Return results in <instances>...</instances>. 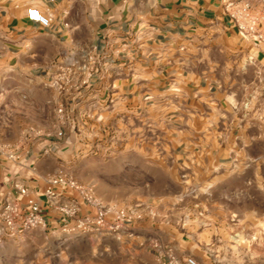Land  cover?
Here are the masks:
<instances>
[{"label":"crops","instance_id":"crops-1","mask_svg":"<svg viewBox=\"0 0 264 264\" xmlns=\"http://www.w3.org/2000/svg\"><path fill=\"white\" fill-rule=\"evenodd\" d=\"M224 3L0 0V145L20 156L10 161L0 155V206L5 199L25 202L15 189L19 185L37 193L49 224L56 220L43 195L47 173L41 169L52 159L39 160L35 170L26 154L34 150L21 147L27 136L45 129L41 116L47 101L39 91L26 96V89L42 88L43 77L71 68L68 102L83 105L82 120L95 115L91 105L96 104L100 126L113 121L120 134L131 137L121 151L148 156L172 144L177 151L172 167L183 171L182 182L210 185L194 196V220L183 225L191 233L188 240L172 203L161 211L128 203L136 211L132 228L144 235L140 243L155 240L211 264L199 253L205 233L217 229L214 215L233 213L218 202V186L249 175L264 182V50L239 35ZM30 8L51 17V26L30 21ZM112 162L127 167L126 161ZM87 184L102 202L123 205L109 194L117 187L104 191L94 181ZM177 211L190 212L189 205L179 204Z\"/></svg>","mask_w":264,"mask_h":264},{"label":"rangeland","instance_id":"rangeland-1","mask_svg":"<svg viewBox=\"0 0 264 264\" xmlns=\"http://www.w3.org/2000/svg\"><path fill=\"white\" fill-rule=\"evenodd\" d=\"M71 75L61 71L50 78L43 77L46 84L42 88L26 89V96L39 91V97L47 101L43 102L41 116L45 129H41L39 135L36 131L34 136H27L21 145L22 148L27 146V151L28 148L34 150L26 154L35 161L31 165L35 170L39 160L52 159L41 165L47 173L43 186L47 187L50 178L62 174L84 187H88V181L98 183L104 191L110 189L109 185L117 187L119 191H109V194L121 200V208L136 202L139 205L146 203L149 210L161 211L172 208L169 206L172 203L174 214L181 223L180 233L184 238L191 235L183 225H191L194 220V196L210 185L182 182L183 171L172 167L177 155L172 144L148 156L140 151H121L119 147L129 144L131 137L125 136L124 132L120 134L113 121L105 127L100 126L102 121L96 114V104L91 105L95 115L87 121L82 120L83 105L72 107L68 102L72 92L68 87ZM60 109H63L62 113ZM59 132L63 133L62 137L58 136ZM137 138L139 144L142 143L143 139ZM157 138L154 137L155 143ZM114 160L126 161L127 167L119 168L112 162ZM146 161L151 166H147ZM130 162L137 166L131 167ZM256 180L249 175L218 186V202L233 213L224 211L212 217L218 220L217 229L205 233V242L199 250L206 262L264 264V182ZM182 193L187 197L178 200ZM203 202L208 203L207 200ZM183 203L189 205L190 212L177 211ZM206 208L213 211L209 203ZM54 216L56 220H52L46 230L8 236L0 246V264H152L151 257L158 264L154 245L160 243L151 239L140 243V237L144 235L137 233L132 224L127 233L120 236L103 231L83 233L75 228L74 220L64 222L58 215Z\"/></svg>","mask_w":264,"mask_h":264},{"label":"built area","instance_id":"built-area-1","mask_svg":"<svg viewBox=\"0 0 264 264\" xmlns=\"http://www.w3.org/2000/svg\"><path fill=\"white\" fill-rule=\"evenodd\" d=\"M224 10L239 35L264 50V0H225ZM27 16L30 21L43 28L52 24L51 17L38 9H28ZM63 72L65 75L73 73L71 68H66ZM59 112L62 113L63 109ZM58 136L62 137L63 133L59 132ZM0 155L10 161L20 159L15 149L7 146L0 145ZM15 189L26 200L22 203L19 200L5 199L1 203L0 246L8 236L36 229L46 230L49 224L46 210L39 202L37 193L19 185H15ZM66 190L74 196L66 197L63 192ZM43 195L50 209L62 221L74 220L75 228L83 233L103 231L120 236L127 233L128 226L136 219L134 209L104 203L95 196L91 188L84 187L62 174L47 181ZM154 249L158 252V264H199L195 257L181 255L172 246L157 243Z\"/></svg>","mask_w":264,"mask_h":264}]
</instances>
